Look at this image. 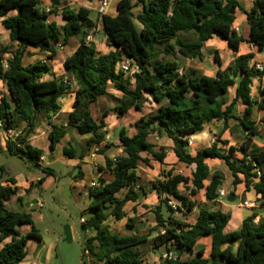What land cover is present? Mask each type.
<instances>
[{
  "label": "trees",
  "instance_id": "16d2710c",
  "mask_svg": "<svg viewBox=\"0 0 264 264\" xmlns=\"http://www.w3.org/2000/svg\"><path fill=\"white\" fill-rule=\"evenodd\" d=\"M65 1L50 0L51 7L47 12L40 7V0H0L1 24L9 31L11 42L18 45L6 66L3 57L8 48H0V80L8 91L0 95V128L5 132L20 131V125L26 124L16 139H8L7 153L38 166L43 151L27 144L37 127L38 117L47 119L52 127L48 136L51 152L67 134L68 127H73L80 136H90L85 141L87 147L105 142L106 115L98 121L92 106L110 95V85L122 94L116 98L120 116L130 110L141 111L148 100L157 105L155 111L135 122V134L129 135L125 128L119 130L118 139L124 155L107 158L105 168L99 169L111 173L113 178L100 177L98 184L89 189L91 203L88 209L91 213L83 228H93L96 234L86 238L81 264H150L144 260L140 246L151 234L119 236L113 234L105 222L110 217L122 220L126 204L140 198L139 165L151 167V160L164 162L166 154L156 152L149 140L152 134L172 140L179 161L195 164L196 169L191 179L169 171L163 175V180L153 183L160 204L155 209L156 226L152 233L156 236L151 248L157 251L166 247L168 252L172 248L192 251L201 238L212 237L211 259L203 258V251H199L198 257L193 259L166 258L160 264H264V218L255 224L256 215L248 217L238 230L229 233L225 229L231 215L220 210L201 209L192 226L175 218L176 213H190L196 206L179 192L180 185L189 190L191 196L205 190L208 201L217 199L224 174L210 175L206 164L209 158L223 160L233 175V186L244 183L246 190L252 188L260 195L264 206V148L250 149L253 138L259 136L252 120L251 87L255 78L264 77V71L250 65L254 57L251 54L238 56L228 68L219 69L216 77L195 68L181 71L178 62L179 57L202 61V46L214 36L226 40L234 51L238 50L242 39L232 29L236 11L240 8L238 0H140L142 12L138 15L133 11V0H119L117 15L102 17V31L110 48L105 54L99 53L94 43L87 42L95 29L89 9L81 7L75 11ZM58 11L64 21L62 26L50 20L51 14ZM246 15L251 28L250 42L262 51L264 0H255ZM74 37L79 45L63 63L64 70L77 86L73 110L67 115L66 125L52 123L51 119L62 110L60 101L72 92V87L67 77L65 81V77L54 74L49 61L56 58L58 45L65 47ZM28 47L47 52V60L25 66L23 58ZM169 56L173 59L169 60ZM214 61L221 67L218 53L214 55ZM125 62L135 66L137 71L128 75L129 72L121 69ZM239 75L242 78L236 97L226 105L223 96ZM238 102L246 106L242 117L232 114ZM260 107L264 110V103H260ZM231 119L236 120L246 133L240 146H231L227 152H222L214 144L195 156L189 154V138L200 133L206 122L224 120L228 123ZM214 143L228 144L219 137ZM238 152L242 154L240 159ZM64 154L74 158L77 150L68 146ZM43 170L51 174V169ZM257 171L261 172L260 177ZM5 174V169H0V240L10 238L11 241L0 249V264H20L28 253L29 241L40 239V235L33 226L30 213L15 212L7 207V202L16 197L17 188L15 178H6ZM208 180L210 182L206 184ZM190 183L192 187H189ZM123 190H127L124 196L118 197ZM171 198L180 202L177 210L168 204ZM135 222V218H129L127 226L132 227ZM25 224L33 227L23 235L19 228ZM233 242H239L237 251L234 252L230 245L224 247Z\"/></svg>",
  "mask_w": 264,
  "mask_h": 264
},
{
  "label": "crops",
  "instance_id": "0c3cea01",
  "mask_svg": "<svg viewBox=\"0 0 264 264\" xmlns=\"http://www.w3.org/2000/svg\"><path fill=\"white\" fill-rule=\"evenodd\" d=\"M104 1L105 0H68V3L66 4L68 7L75 11H78L81 7H86L87 9H89L90 18L95 23V29L93 34L90 35L91 37L95 36L98 31L102 30L103 15H110L112 17L117 15V3L119 0H107V2ZM139 1L140 0H133L135 6L133 11L135 15H138L142 12V5L139 3ZM254 1L255 0H238L240 8L236 11V18L232 26V29L236 33V35L238 37H241L242 39V42L239 44L237 51H234L232 48H230L226 40L214 36L212 39L205 42L202 46L201 50L204 55V59L202 61L179 57V64L182 61L186 62V67L181 66V71H184L188 68H195L202 71V73L207 76L216 77L217 71L219 69L225 70L235 61L238 56L248 54L254 56L250 62L251 66H254L255 68V65L259 63L264 67V50L259 51L256 47H253L250 42L251 28L246 12L250 11L253 8ZM45 2L47 4V7H51L50 0H46ZM57 16H60L61 23H58L56 21L54 22H56L59 26H62L64 24V21L61 17L60 11L57 12ZM1 22L2 19L0 18V35H4L5 41L9 40V42H5L4 40L0 39V48H8V53L3 57V64L6 66L7 60L11 58L12 53L16 51L18 45L17 43L11 42L9 31L2 26ZM135 24L138 28H141V25L137 21H135ZM70 42L71 40L69 41L67 46L70 45ZM93 43L96 44L94 38ZM78 45L75 47V49L78 47ZM29 50L40 51L39 49L28 47L24 54L23 64L26 54ZM109 51L110 48L108 47V51L105 53H108ZM42 53L46 54L47 58L48 53ZM216 53H218L221 60V67H219L218 64L214 61V55ZM57 56L54 60L57 59ZM167 58L169 60L173 59L171 56ZM54 60L51 61V63L49 61V64L51 66L53 65L52 63L54 62ZM38 61L45 60L42 59ZM52 68L54 74L57 77H67L68 79L73 81L70 75L64 70V68L63 71H57L54 66H52ZM133 70L134 72L137 71L135 66H133ZM241 78L242 75H239L237 78H235V84L229 87L227 93L223 96L226 105L231 104L236 97V89L240 83ZM46 79H51V77H46ZM71 81V87L73 86L71 90L72 92L60 101L62 110L59 114L55 115L51 119L52 123L66 125L67 115L73 110L72 104L74 101V91L77 89V86L74 81V84ZM111 87L115 91H117L112 85L109 86V89ZM262 89H264V77L255 78L252 82L251 87V97L254 101L252 120L255 122L259 130V136L253 138L250 149L264 148V110L260 107V103H264V94H262ZM7 93L8 91L6 86L4 85L3 81L0 80V95H4ZM118 93L121 97L122 94L120 92ZM245 108L246 106L242 102H238L235 105L232 114L236 117H242L244 116ZM25 128L26 124L23 123L20 125L19 130L22 131ZM51 129L52 127L50 126L47 119L38 117L37 127L27 139L28 145L43 151L42 157H44V160H40L37 166L30 161L21 159L17 156H11L7 153V142L10 137H8L7 133L0 128V169H5L6 178H15L16 184L14 186L17 188L16 197L7 202V207L15 212L30 213L34 222L33 226L37 230L38 228L36 219L41 224H45V229L43 230V232H39L38 230L40 239H31L29 241L28 253L20 264H57L59 258L61 259L60 264H64L67 250H69V245L67 244L77 243V237L81 241L80 243L83 247L86 238L94 236L96 234V230H94L93 228H88L87 230H85L82 223V219L87 220L88 218V216L84 214L85 210H83V208L85 206L89 207L91 201L88 205L84 204L83 208H81V203L90 198L89 189L92 183L98 184V179L100 177L107 180H111L113 178V175L111 173L99 170L100 168H105L106 159H115L118 156L124 155L123 147L121 146L118 138L117 140H115V143H105V140V142L96 143L91 147H87L86 143H72L68 141L67 137L76 132L73 127H68L67 134L64 136V138H62L60 143H58L55 151L51 152L49 150L48 140ZM106 129L107 122L104 130L107 131ZM81 137L86 138L84 139L86 141L90 136ZM217 137H219L223 141H227L228 144L224 145L222 143H214ZM245 139L246 133L239 127L238 122L234 119H231L228 123H226L224 120L206 122L204 124L203 130L200 133L189 138L187 150L191 156H195L199 151L216 144L217 148L222 152H227L229 147H238ZM150 142L153 144L154 150L156 152H164L166 154L163 163L155 161L159 163L157 167L160 174L159 178L151 181L148 187H146L144 183L139 182L141 188L138 187V191L141 196L137 201L128 202L126 204V206L124 207L125 217L120 221H116L113 217H110L105 222V225L109 227V230L113 234H117L119 236L151 234V236L148 237L147 242L140 246V249L143 252L144 260L150 264H160L161 261L166 258L193 259L195 257H198L199 251H203V258L211 259V236H205L201 238L192 251L181 252L179 248H172L171 251L168 252L166 250V247H162L157 251L151 248L153 239L156 236L155 232L152 233V229L156 226L155 209L160 204V198L153 188V183L163 180V175L168 173L169 171H172L174 174L184 175L185 177L191 179L192 174L196 169V165H187L179 161L173 150L174 143L172 140L167 139L166 143H153L152 141ZM68 146H73L77 150L76 157L70 158L64 154V149ZM142 156L145 157V155ZM48 158L51 159V162H49ZM237 158H242V154L238 152ZM18 161L25 162V169L24 171L18 170L17 172H14L13 169L16 167ZM153 161L154 160H151L150 163ZM58 162H61L63 165H65L63 176L69 178V186L74 192V199L75 202H77L76 206L79 211H81L79 224L75 222L74 225H70L66 222L58 223L56 222V220H53V217L51 216L53 210L56 207L61 210L64 209V211L69 207V202L66 198V188L64 185L60 184L61 178L56 175L54 169L52 168V166ZM141 164L137 169V175L140 180H145L144 176L139 173V170H142ZM206 164L210 169L211 176L215 172H222L224 174V180L221 189L228 194L226 198L227 200L229 195H233L234 193L235 201L230 202L226 201V199L220 201L217 199L208 201L205 197V190H201L196 195L191 196L189 194V190H186L183 185H180L178 188L179 192L187 197L189 201L195 202L196 206L190 213H176L175 218L177 220L192 226L196 223L201 209H208L212 211L220 210L223 213L231 215L230 222L225 229V232L229 233L234 230H238L242 226L244 220L248 217L256 215V218L254 220L255 224H257L261 218H264V206L262 205L260 195L256 194V192L252 188L246 190L244 183L238 184L236 187H234L233 175L223 160L209 158L206 159ZM43 169H51V174H46ZM240 177L243 178L242 176ZM209 182L210 180L206 181V184H209ZM226 186H228L229 189H226ZM189 187H192L191 183L189 184ZM231 187H233V191L229 192ZM126 191L127 190H123L118 193V197L122 198ZM49 192L51 193L54 202V205H51L52 207H48L49 203L44 198V195L48 194ZM237 198L241 199L240 203H236ZM177 202L180 204L179 201ZM129 205L134 207L133 213H128L127 207ZM129 218L136 219V222L132 227L127 226V221ZM33 226L25 224L22 225L19 230L23 235H25L32 231ZM116 227L118 229H116ZM122 227H124V229H122ZM10 241V238L3 241L0 240V249H2ZM228 245H230L232 247V250L235 252L238 249L239 242L229 243L224 247ZM144 246H146V249H144Z\"/></svg>",
  "mask_w": 264,
  "mask_h": 264
},
{
  "label": "rangeland",
  "instance_id": "374dc122",
  "mask_svg": "<svg viewBox=\"0 0 264 264\" xmlns=\"http://www.w3.org/2000/svg\"><path fill=\"white\" fill-rule=\"evenodd\" d=\"M45 1L46 0H40V7L44 10H46L50 7V6L47 7V4ZM65 3L67 4L68 0H66ZM50 20L61 23V18H60V16H57V13L51 14ZM93 38L96 41L95 45L97 46V49L100 53H105L108 51V47L106 45V40H105V35H104L102 30L98 31L96 33V35L91 38L90 43H93ZM0 39L5 41L3 34L0 35ZM5 42H9V40H7ZM78 43H79L78 39L76 37H74L71 39L69 46L63 47V48L60 47V45L57 46L58 56H57V59L54 60V62L52 63L53 64L52 66H54V68H56L57 71H63V61L74 52V49L78 45ZM42 59L47 60L46 54L42 53L41 51L29 50L26 54L24 64L25 65L31 64V63H34L38 60H42ZM50 63H51V61H50ZM180 66L186 67V62L182 61L180 63ZM127 74L132 75L131 73H127ZM73 81H71V82L74 84ZM109 92H110L109 96L103 97L97 103L93 104L92 112H93L94 117L98 121L101 120V118L104 115H106L105 119L107 122V129H106L107 134H106V142L105 143H115V140H117V138H118V132L120 129H122V128L127 129L129 135L135 134V132H136V129L134 126L135 122L138 119H140L142 116H146V115L152 113L153 111H155L157 108V105L155 103H153L151 100H148L147 102H145L144 107L142 108L141 111L131 110L125 116L120 117V115L118 114V111L116 110V107H117L116 98L120 97V94L117 91H115L112 87L109 89ZM103 131H105V130H103ZM67 139H68V141H70L72 143H85L84 139H86V138L81 137L80 135L77 134V132H75L71 136L69 135L67 137ZM149 139L153 143H166L168 138L160 137L157 134H152ZM163 140H164V142H163ZM61 143H64V142H61ZM48 160H49V162H51L50 158H48ZM24 163L25 162L18 161L16 164V167L13 169L14 172H17L18 170L24 171V169H25ZM158 164L159 163H157L155 161L151 162V165H152L151 167H147L146 165L141 164L142 170H139V173H141L144 176L145 180L141 179L139 182L144 183L145 186L148 187V185L151 181H153L154 179H158L159 175H160L159 170L157 168ZM52 168L54 169L56 175H58L61 178L60 184L64 185L66 188V195H67L66 198L69 202V207L67 209H65V211H64V209L61 210V209L56 207L53 210V213L51 216L53 217V220H56V222H58V223L66 222L70 225H74V222H75V223L79 224L80 218H81V211H79V209L76 206L77 202H75L74 192L72 191L71 187L69 186V178L63 176L64 170H65V165H63L61 162H58V163L54 164L52 166ZM225 188L229 189L228 186H226ZM183 191H185V190H183ZM232 191H233V187L230 188L229 192H232ZM44 198L49 203L48 207L49 206L52 207L51 205H54L53 198H52L50 192L48 194H45ZM90 201H91V197L88 198V200H86L85 202L81 203V208L84 207V204L88 205L90 203ZM226 201H228V200L226 199ZM240 202H241V199L237 198L236 203H240ZM85 207L83 208V210H85L84 214L88 216L91 212L89 211L87 206H85ZM133 209H134V207L129 205L127 207L128 213H133ZM36 224H37V228H38L39 232L40 231L43 232V230L45 229L44 228L45 224L44 225L41 224L37 219H36ZM116 229H118V228L116 227ZM122 229H124V227H122ZM76 240H77V243L67 244V245H69V250H67L66 259L64 261V264H81L82 245L80 243L81 241L79 240V238L76 237ZM144 247L143 248L146 249V246H144ZM60 263H61V259L59 258L57 264H60Z\"/></svg>",
  "mask_w": 264,
  "mask_h": 264
},
{
  "label": "built area",
  "instance_id": "2783aa9c",
  "mask_svg": "<svg viewBox=\"0 0 264 264\" xmlns=\"http://www.w3.org/2000/svg\"><path fill=\"white\" fill-rule=\"evenodd\" d=\"M104 2H107V0H105ZM46 11L49 12V11H50V8L46 9ZM91 38H92L91 36H88V37H87V42L90 43ZM252 46L255 47L253 44H252ZM62 48H63V47H62ZM121 69H123L125 72H129V73H131V74L134 73L133 67H131L127 62H125V63H123V64L121 65ZM255 69L258 70V71H264V67H263V65H261V64H259V63L255 65ZM64 80L67 81L68 79L65 77ZM6 133H7L8 137H10V139H13V140H14V139H16V138L19 136L20 131H17V130H9V131L6 132ZM247 159H248V160H251L250 157H247ZM41 160H44V157H41ZM257 175H258V177H260L261 172H260V171H257ZM96 185H97V184L92 183V184H91V187H94V186H96ZM227 196H228V194H227L224 190L221 189V190L218 191V197H217V200L220 201V200L226 199ZM168 204H169L173 209H175V210H177L178 207L180 206V204H179L175 199H173V198H171V199L169 200ZM84 222H85V220L82 219V223H84Z\"/></svg>",
  "mask_w": 264,
  "mask_h": 264
},
{
  "label": "water",
  "instance_id": "95a60500",
  "mask_svg": "<svg viewBox=\"0 0 264 264\" xmlns=\"http://www.w3.org/2000/svg\"><path fill=\"white\" fill-rule=\"evenodd\" d=\"M228 201L234 202L235 201V196L230 194L229 197H228Z\"/></svg>",
  "mask_w": 264,
  "mask_h": 264
}]
</instances>
